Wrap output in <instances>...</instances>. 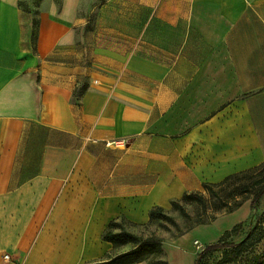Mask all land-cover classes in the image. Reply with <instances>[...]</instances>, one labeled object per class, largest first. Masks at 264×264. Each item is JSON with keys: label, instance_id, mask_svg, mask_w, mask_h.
I'll use <instances>...</instances> for the list:
<instances>
[{"label": "crops", "instance_id": "0c3cea01", "mask_svg": "<svg viewBox=\"0 0 264 264\" xmlns=\"http://www.w3.org/2000/svg\"><path fill=\"white\" fill-rule=\"evenodd\" d=\"M262 163L264 0H0V264L99 260L119 215Z\"/></svg>", "mask_w": 264, "mask_h": 264}, {"label": "trees", "instance_id": "16d2710c", "mask_svg": "<svg viewBox=\"0 0 264 264\" xmlns=\"http://www.w3.org/2000/svg\"><path fill=\"white\" fill-rule=\"evenodd\" d=\"M84 90H80V95ZM79 95V96H80ZM264 167V163L260 166L248 171L230 175L217 184H202L204 192L210 197L221 199V195H226L224 204L218 215L213 216L205 223H198L199 226L213 222L217 217L230 214L240 208L245 202L249 201L250 209L254 212L259 200L264 197V176L254 181L251 185L253 188L258 187V190L250 198L246 196L240 198L227 197V191L232 187L234 182L242 175ZM248 188H244V192H248ZM196 203L204 210L206 207V198L203 193H185L179 200L171 202V208L180 211L186 216V212L182 203ZM168 221L172 223V219L167 216L165 210L161 207H154L148 213V223L155 221ZM126 228H136L139 225L127 220L123 215L111 220L106 225L101 239L103 242L111 245L110 253L96 261L88 262L87 264H139L151 260L157 256L163 255L164 250L161 241L153 236L144 237L136 235L132 232L125 231ZM244 223L236 224L232 229L225 231L221 237L214 243L208 244L196 254L193 264H205V260L211 255L221 252L222 257L214 264H264V253L252 254L253 248L264 240V220L255 218L253 226L246 232L245 237L237 244L230 241L233 236L239 235L243 229ZM119 229V231H117ZM242 260V262H241ZM152 263V262H151ZM152 264H167V262H153Z\"/></svg>", "mask_w": 264, "mask_h": 264}, {"label": "rangeland", "instance_id": "374dc122", "mask_svg": "<svg viewBox=\"0 0 264 264\" xmlns=\"http://www.w3.org/2000/svg\"><path fill=\"white\" fill-rule=\"evenodd\" d=\"M264 176V167H260L258 169L252 170L244 175H242L239 179H237L231 188L227 191V197L229 198H240L242 199L246 196L250 198L252 195L258 190V187H252L254 181L258 180ZM244 188H248V192H244ZM203 195L206 198V207L203 210L202 207L196 203H182V206L186 212V216L182 215L180 211L169 209L165 210V213L168 217L172 219V223L168 221H155L152 223H148V218L144 221H132L139 226L136 228H126L122 226L125 231L132 232L136 235H142L144 237L153 236L161 241V245L163 250L166 249V245L175 244L178 239L183 237L186 233H188L194 227H197L193 230L195 233H191L187 236L188 239H185L184 243H182V247L188 250L187 245L190 246L192 251L188 250L190 253L194 252L196 256L202 250V243H205L208 240L217 241L219 239L220 234L224 233V230L232 229L231 227L244 216V213L239 212L237 214H229L226 218L216 223L214 226L206 225L199 226L198 223H205L213 216L218 215L220 213L222 204H224V200L226 195H221V199L210 197L208 193L203 191ZM249 202V201H247ZM249 213H247L245 220L243 221L244 227L240 231L239 235L233 236L230 241L237 244L239 243L246 235V232L249 230L251 226H253L255 218H260L264 220V197H262L257 203L256 209L253 212L250 207H248ZM234 213V212H233ZM242 221H239L240 223ZM231 225V227H230ZM236 225V224H235ZM234 225V226H235ZM119 231V229L117 230ZM192 246V247H191ZM109 250L106 253H110ZM252 254H260L264 253V240H262L259 244H257L253 250ZM187 253L184 258L180 261L178 260L177 264H190L191 259L188 257ZM194 256V257H195ZM222 257V253L218 252L205 260V264H214ZM176 261V256L174 252H170L169 254L164 251L163 255L157 256L151 260V262H167V264H174ZM149 261H145L144 264H152ZM242 262V260H241Z\"/></svg>", "mask_w": 264, "mask_h": 264}, {"label": "built area", "instance_id": "2783aa9c", "mask_svg": "<svg viewBox=\"0 0 264 264\" xmlns=\"http://www.w3.org/2000/svg\"><path fill=\"white\" fill-rule=\"evenodd\" d=\"M4 259L5 260H8L9 259V256L6 254V255H4Z\"/></svg>", "mask_w": 264, "mask_h": 264}]
</instances>
